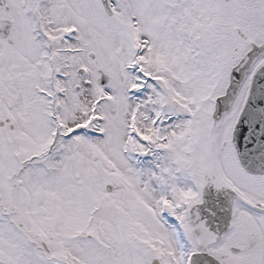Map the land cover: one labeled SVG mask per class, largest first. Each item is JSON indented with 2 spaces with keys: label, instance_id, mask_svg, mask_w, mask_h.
Wrapping results in <instances>:
<instances>
[{
  "label": "snow or ice",
  "instance_id": "snow-or-ice-1",
  "mask_svg": "<svg viewBox=\"0 0 264 264\" xmlns=\"http://www.w3.org/2000/svg\"><path fill=\"white\" fill-rule=\"evenodd\" d=\"M0 264H264V0H0Z\"/></svg>",
  "mask_w": 264,
  "mask_h": 264
},
{
  "label": "water",
  "instance_id": "water-1",
  "mask_svg": "<svg viewBox=\"0 0 264 264\" xmlns=\"http://www.w3.org/2000/svg\"><path fill=\"white\" fill-rule=\"evenodd\" d=\"M219 194V193H218ZM218 194H213L212 197H205V203H209V201L212 199V201L217 202L213 203L211 202L209 209H211L213 212H216L217 215L215 217L211 216L210 212L208 211V216L207 219L209 220V223L215 227V223L222 218L227 217V214H229V209H230V203L227 201V199ZM223 210V211H222ZM199 211L200 213L202 212V206H199ZM202 217H204L205 214L201 213Z\"/></svg>",
  "mask_w": 264,
  "mask_h": 264
}]
</instances>
